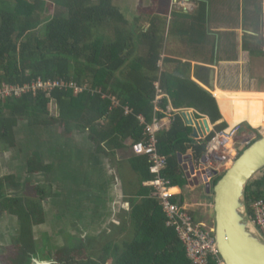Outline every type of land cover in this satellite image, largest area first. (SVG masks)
Masks as SVG:
<instances>
[{
    "label": "trees",
    "instance_id": "trees-1",
    "mask_svg": "<svg viewBox=\"0 0 264 264\" xmlns=\"http://www.w3.org/2000/svg\"><path fill=\"white\" fill-rule=\"evenodd\" d=\"M157 1L150 0L148 5L141 1L134 7L132 0H0V90L6 86L15 89L0 94V144L4 149H16L23 157L19 170L10 164L11 172L0 176V216H14L19 225L15 246L3 264H32L43 252L47 256L40 260L50 264H192L174 228L167 225L162 207L152 197V187L145 185L154 177L149 171L151 160L136 154L133 145L148 142L146 125L155 116L163 123L171 120L170 128L166 125L156 134L158 150L168 161L165 178L172 186L184 187L186 179L177 153L188 148L196 162L214 132L201 142L194 141L182 116L168 111L169 108L176 112L193 108L212 123L221 117L213 97L190 78L176 77L165 67L160 72L166 32L167 37L174 33L167 27L164 30L169 24L155 12ZM56 7L62 11L52 15ZM178 28L181 36L187 33L185 26ZM38 82L59 86L39 88ZM26 86L29 90H25ZM157 86L162 93L158 94ZM17 89L25 91L17 93ZM158 95L162 97L156 105ZM52 105L56 106L57 115L51 113ZM24 120L29 125L25 123L27 132L22 140L18 128ZM37 129L40 134H56L48 137L52 141L80 143L84 138L92 144L89 147L93 152L95 149L98 160L109 157L112 166L120 169L129 162L132 177L129 185L122 181V188L130 186L136 192H130V209H120L123 212L112 232L75 244L70 232L72 237H65L66 245L59 246L52 255L48 253L50 246L39 247L35 229L49 221L46 205L56 191L54 185L65 190L64 203H70V195L77 198L79 193L74 189L66 191L67 180L56 177L55 160L46 162L42 154L66 156L72 150L67 143L55 142L41 151ZM219 130L229 129L221 122L214 128ZM128 146L133 155L119 158V151ZM71 147L78 148L75 144ZM86 171L83 168L81 174ZM46 173H55L52 181L46 180L49 187L41 185L42 181L33 182ZM30 186L32 191H28ZM93 198L97 215L94 221L100 222L98 213L105 210L108 201L95 194ZM260 199L264 200V170L250 181L246 190L247 205ZM173 203L183 207V201L175 197ZM78 205L82 203L69 204V208L74 213ZM91 208L80 206L73 214L79 218L75 222H80L83 213ZM187 211L191 222L196 223V211ZM54 221L64 224L59 219ZM207 264H218L217 259L208 256Z\"/></svg>",
    "mask_w": 264,
    "mask_h": 264
},
{
    "label": "crops",
    "instance_id": "crops-1",
    "mask_svg": "<svg viewBox=\"0 0 264 264\" xmlns=\"http://www.w3.org/2000/svg\"><path fill=\"white\" fill-rule=\"evenodd\" d=\"M154 7L157 14L167 19L169 32L174 33V41L168 47L169 36L166 32L167 41L159 62L160 72L165 67V71L176 77L190 78L213 97L220 121L212 123L208 116L193 108L180 109L189 111L190 116L202 126L207 121L210 130H214L221 122L227 124V129H236V138L230 145L234 158L236 152L242 149L239 143L241 140L252 141L264 131V0H158ZM169 15L171 17L168 21ZM183 26L187 33L181 36L178 27ZM164 60L170 62L165 64ZM170 125L167 124L168 127ZM192 133L193 128L189 126L191 139L197 142L204 140L199 136L194 138ZM133 150L128 146L119 151L118 157L124 159L132 156ZM193 155V151L188 148L177 153L186 184L184 187L174 186L172 193L175 198L183 201L185 209H189L188 204L194 203L195 199L189 202L184 192L199 186L206 191L203 180L205 174L202 171L200 174L194 171L191 180L188 179L189 165L195 163ZM128 164L125 162L124 168L120 169L112 166V162H108V165L107 161L104 163L107 176L111 177L109 188L111 193L114 192L106 200L109 213L115 215V218L121 209L120 203L127 202L130 206L129 194L136 192L130 186L125 190L122 188V181L129 185L132 177ZM198 177L203 181L196 186ZM204 201L212 205L208 197Z\"/></svg>",
    "mask_w": 264,
    "mask_h": 264
},
{
    "label": "water",
    "instance_id": "water-1",
    "mask_svg": "<svg viewBox=\"0 0 264 264\" xmlns=\"http://www.w3.org/2000/svg\"><path fill=\"white\" fill-rule=\"evenodd\" d=\"M182 117L186 124L193 128L192 136L194 138L199 136L205 139L212 132L208 127L207 121H204V126H202L201 123L190 116L189 111L183 112ZM61 140L52 141L47 139L43 141V145H54L55 142L67 143L69 150H71L73 144L78 148L92 145L84 138L80 143L75 141L68 143ZM58 146L64 147L62 144ZM66 154L70 161L76 159L73 157L72 151L66 152ZM52 157L54 158L52 160H55V167H57L59 164L58 154ZM87 160H89V157ZM189 167L185 166V169L189 170L187 176L191 180V175L193 176L195 174L194 171L197 169L192 163ZM263 170L264 132L248 143L212 186L209 180L216 177L217 173L208 174V176L204 175L203 180L206 192H212L214 241L223 264H264V237L253 223L246 203V190L250 181ZM196 173L200 174V171ZM192 179L196 180V177ZM198 179L199 182L196 181V186H199L197 185L198 183L202 184L203 181L201 177H198ZM121 207L125 210L130 209L127 202L122 204ZM114 222L118 223L117 221Z\"/></svg>",
    "mask_w": 264,
    "mask_h": 264
},
{
    "label": "rangeland",
    "instance_id": "rangeland-1",
    "mask_svg": "<svg viewBox=\"0 0 264 264\" xmlns=\"http://www.w3.org/2000/svg\"><path fill=\"white\" fill-rule=\"evenodd\" d=\"M122 1H124V0H122ZM141 1L144 5H148L150 3V0H132V3L134 5V7H136V5H138ZM58 11L59 12L62 11L60 7H56V9L52 10L51 14L53 15V13H58ZM146 27H147V25H146ZM167 29L169 31V28H167ZM164 30H166V26L164 27ZM162 34H163V38H164V31ZM173 41H174V34H171L168 38V47H170V45ZM56 110H57L56 106L52 105L51 106V113L54 115H57L58 112ZM28 122H29L28 120H24V121L20 122L21 126L18 128V137L22 140L24 139L25 134L27 132L26 124L29 125ZM58 128L60 129V131L62 130L63 134H65L63 128H61L60 126H58ZM36 134H37L38 139H39L38 141L40 143V150L42 151V149L43 150L46 149L47 146L49 145V144H45L42 147L43 141H46L47 139H49L48 137L50 136L51 133L46 131V132L40 134L38 132V129H37ZM67 135L68 134H66V136ZM35 136H33V139L35 138ZM243 140H241L239 143H242ZM245 147H246V145L241 144V148L244 149ZM83 150L87 151L88 149L84 148ZM241 151H242V149H241ZM91 152H93V149L91 150ZM42 154H43V158L45 159L46 162L54 159L53 157H50L48 155L46 156L43 152H42ZM73 157L76 158V154H74ZM58 158H59V164L57 167H59V168L76 169L78 167V168H84V170H87L86 173L81 174V176L84 178H86V176H88L90 174V172L92 171V169L94 168V160H91V159L87 160V159L81 158L80 162L77 159H73L70 161V158L67 156V154H66V156H62V153L58 154ZM102 159L104 162L107 161V165H108V162L109 163L112 162V159L109 158V160H108V157H106V156H104V157L102 156ZM5 165L7 166V164L4 163L1 167V169L5 168ZM57 167H55V168H57ZM82 170H81V172H82ZM102 171L104 174H107V169H106L105 165L102 166ZM60 173L61 172H58V175H56V177L59 176V177L63 178L64 174H60ZM222 175H223V173H220L219 175L214 177L211 180V186ZM46 176L47 175L40 174L39 176H37L33 179V182L42 181V183L40 182V184L47 188L49 186H48V183L46 182V180H48L49 178H46ZM56 177H54V178H56ZM91 179H92V177L90 178V182H87V183L84 182V180H85L84 179L81 184H79L78 182L73 183L71 181H67L64 183L66 191L74 189V190H77L79 193V196H77V198H74L73 195H70V198L72 200L70 203H64L65 198H66L63 196L65 193V190L62 189L58 185H54V187L56 186L55 187L56 191L54 192V195H52L50 197L51 201L49 203H47V206H46V208H47L46 213L48 214L47 217H49V221L47 224L42 225L40 227H37L35 229L36 234H37V239L40 243L39 247H40V245H42L43 247L44 246H50L51 251H48V253H50V255H52V253L55 250H57V248L59 246L65 244L68 241L65 239V237H72V234H70V232H73V236H74L73 243L74 244H75V242L77 243V242H80V240H84V239L94 241V236L102 234L104 232H105L104 234L112 232V229L115 226L114 221H117L119 223V220H120L119 215L123 212V210L122 211L120 210L117 213V217L115 218V215H111L112 213L108 214L109 213L108 212L109 211L108 203H107V205H104L105 210L102 209L103 212L101 211L100 213H98L99 217H97V219L100 222L94 221V216H97V215L94 214L93 202L91 199L94 197V195L92 193L94 191V188H92ZM32 190H33V188L31 186L28 187V191H32ZM184 193H185L184 196L189 198V200H188L189 202H191L192 199H195L193 205H192L193 202H191L187 206V207L192 208L193 210L196 211L197 214H195V221L200 223V224L203 223V225H206V226H208L209 224L211 225L213 223V214H212V208H211L212 205H209V203L207 204L204 201L206 197H208L210 200H212V196L210 194L211 192L209 193L210 194L209 195L208 193H206V191L202 187L199 186L198 188H195L192 191H186ZM110 194L111 193H108L107 197ZM59 200L62 201L60 208H58L56 206V203L60 204V202H58ZM72 203H75V204L82 203V205L77 206V210H76V212H74V214L77 213V211L80 209V206H87V207H92V208L88 209L86 212L83 213L84 218H82V220L80 222H75V220H79V218L77 216L67 214V213L63 214V208H65V207L69 208V204H72ZM120 204L122 205L124 203L121 202ZM126 211H128V210H126ZM105 216H106V218H105ZM114 218H115V220H114ZM55 219H59L61 222H64V224L62 225L61 223L54 221ZM101 222H104V223L101 224ZM71 223H73V224H71ZM0 232L7 235V228L5 227L4 222L0 223ZM46 241H47V243H46ZM12 248L13 247H12L11 242H8L7 239H4V237H3V239H0V255L7 253L1 259L5 260V256L7 257V256H9V254H11ZM44 254L47 255V253H44Z\"/></svg>",
    "mask_w": 264,
    "mask_h": 264
},
{
    "label": "built area",
    "instance_id": "built-area-1",
    "mask_svg": "<svg viewBox=\"0 0 264 264\" xmlns=\"http://www.w3.org/2000/svg\"><path fill=\"white\" fill-rule=\"evenodd\" d=\"M57 86H59L58 83L44 84L43 82H38L37 84V87L45 89H53ZM14 90V88L6 86L4 90H0V94H9ZM25 90H29V88L26 86ZM25 90L17 89L16 91L19 93ZM157 92L158 94L162 93L159 86H157ZM161 97V95H158L155 101L156 105L160 103ZM168 111H172L173 113L176 112L171 107ZM142 122H144V120H142ZM171 122V120L164 123L160 122L158 117L155 116L153 122L146 125V132H148L150 136L148 142L138 141L133 145L136 154L147 156L151 160L149 171L154 177L151 181L145 183V185L152 187V197L155 198L162 207L167 219V225L174 228L192 264H207L208 256L216 258L218 264H223L218 255L214 241V227L203 225V223L191 222L187 209L173 203L175 196L172 191L174 186H172L170 180L164 176L168 161L165 156L159 153L156 136L159 131L168 123L171 124ZM212 132H214L212 137L206 143L199 159L194 163L197 170L204 172L206 176L213 173H217V175L222 173L236 157H232L230 145L236 138L237 130H213ZM248 143V141L243 140L241 144L247 145ZM247 208L251 210L253 223L264 237V200L252 201L247 205Z\"/></svg>",
    "mask_w": 264,
    "mask_h": 264
},
{
    "label": "flooded vegetation",
    "instance_id": "flooded-vegetation-1",
    "mask_svg": "<svg viewBox=\"0 0 264 264\" xmlns=\"http://www.w3.org/2000/svg\"><path fill=\"white\" fill-rule=\"evenodd\" d=\"M49 137H56V134H54L52 132V135L50 134ZM9 149H4V147L0 144V176H3L5 174H8L7 172H11L10 169V164L16 165L17 169L18 168V163L23 161V157H20L17 152L16 149L8 147ZM21 148V147H20ZM86 148L88 149L87 151H84L83 149ZM78 149H82L81 152L78 151ZM72 153L73 155L76 154V159L80 162L81 158L87 159L89 157V159L91 158L92 152H91V148L90 147H83V148H72ZM47 156V155H46ZM7 164V166L5 165V168L1 169L3 164ZM104 161L98 160L95 156V149H94V168L92 169V171L90 172V174L88 176H86V178L81 176V170L83 168H76V169H71L68 171V175H65L67 173V169H63V168H57L55 173L61 172L60 174H64L63 175V179H66L67 181H71L73 183L78 182L79 184L82 183V181L84 180L85 183L90 182V178L91 182H92V188H94V191L92 192L93 195L95 194L100 200L104 201L107 198V194L111 193V189L109 188V182L111 180V177L107 176V174H104L102 171V166L104 165ZM55 173L50 175H46L49 176V179H53V176L55 175ZM59 177V176H58ZM61 178V177H59ZM105 186V189L101 190L102 187ZM101 190V191H100ZM112 193L109 195L111 196ZM47 202V201H46ZM92 202L94 203V199H92ZM47 206V205H46ZM56 206L58 208L61 207V202L56 203ZM71 214L73 215V211L70 210V208H63V214ZM4 222L5 223V227L7 228V235L0 232V239H7L8 242H11L12 247L15 246V241L17 239V233L19 231V225H18V219H16L14 216L13 218H10V216H0V223ZM13 250V248H12ZM12 253V252H11ZM7 254V253H6ZM6 254H1L0 255V264H3V259H1L4 255ZM11 255V254H9ZM39 258H34L33 259V263L32 264H50V261L48 260H40L43 257L47 256L44 253H40ZM41 257V258H40Z\"/></svg>",
    "mask_w": 264,
    "mask_h": 264
},
{
    "label": "clouds",
    "instance_id": "clouds-1",
    "mask_svg": "<svg viewBox=\"0 0 264 264\" xmlns=\"http://www.w3.org/2000/svg\"><path fill=\"white\" fill-rule=\"evenodd\" d=\"M186 111H187V110H179V111L175 112V114H179V115L182 116V113H183V112H186ZM182 118H183V117H182ZM212 131H213V130H212ZM211 133H213V132H211ZM211 133H210V134H211ZM244 140H245V141H248V142H251V141H249L248 139H244ZM252 141H253V140H252ZM247 145H248V144H247ZM247 145H246V146H247ZM242 150H243V148H242ZM240 152H241V151L236 152L237 155H239ZM237 155H236V157H237ZM236 157H235V158H236ZM235 158H234V159H235ZM234 159H233V161H234ZM233 161H232V162H233ZM232 162H231V163H232ZM229 166H230V165H229ZM229 166H228V167H229ZM226 169H227V168H226ZM226 169H225V170H226ZM218 175H219V174H218ZM209 182H211V180H209ZM247 209H248V208H247ZM248 211H249V209H248ZM249 213H250V212H249ZM250 215H251V213H250Z\"/></svg>",
    "mask_w": 264,
    "mask_h": 264
}]
</instances>
